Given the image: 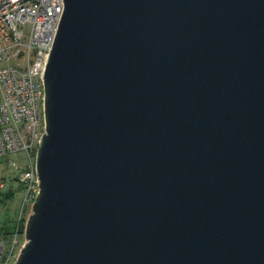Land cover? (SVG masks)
Masks as SVG:
<instances>
[{"label": "water", "instance_id": "water-1", "mask_svg": "<svg viewBox=\"0 0 264 264\" xmlns=\"http://www.w3.org/2000/svg\"><path fill=\"white\" fill-rule=\"evenodd\" d=\"M43 82L14 264H264V0H64Z\"/></svg>", "mask_w": 264, "mask_h": 264}, {"label": "built area", "instance_id": "built-area-1", "mask_svg": "<svg viewBox=\"0 0 264 264\" xmlns=\"http://www.w3.org/2000/svg\"><path fill=\"white\" fill-rule=\"evenodd\" d=\"M64 0H0V158L24 155L25 164L10 165L24 196L17 222L31 213L39 191L35 158L43 134V74ZM0 189L6 190L3 180ZM25 236L0 240V264H10ZM15 261L11 264H14Z\"/></svg>", "mask_w": 264, "mask_h": 264}, {"label": "rangeland", "instance_id": "rangeland-1", "mask_svg": "<svg viewBox=\"0 0 264 264\" xmlns=\"http://www.w3.org/2000/svg\"><path fill=\"white\" fill-rule=\"evenodd\" d=\"M12 162H15L17 165L25 164L24 155H9L0 158V181L3 180L6 185V190H0L1 192L9 193V191L12 189L14 192L13 196L4 198V203L1 201L2 199H0V226L2 227L7 225L11 226L18 220L22 199L24 196L23 190L19 187V183L15 179L16 175L14 174L17 173V170H14V168L10 165ZM28 215L25 217V223ZM15 258L16 256L13 258L11 263L15 261Z\"/></svg>", "mask_w": 264, "mask_h": 264}, {"label": "trees", "instance_id": "trees-1", "mask_svg": "<svg viewBox=\"0 0 264 264\" xmlns=\"http://www.w3.org/2000/svg\"><path fill=\"white\" fill-rule=\"evenodd\" d=\"M13 196V194L11 192H9V194H7V197H11ZM25 219L20 220L19 222H15L12 226L6 227L5 229H1L0 230V237L1 240L4 241H9L10 238L15 235L16 233L19 235H23L24 234V229H25Z\"/></svg>", "mask_w": 264, "mask_h": 264}, {"label": "crops", "instance_id": "crops-1", "mask_svg": "<svg viewBox=\"0 0 264 264\" xmlns=\"http://www.w3.org/2000/svg\"><path fill=\"white\" fill-rule=\"evenodd\" d=\"M1 177V176H0ZM9 192H11L12 194H14V192H13V190L11 189ZM0 196H1V198L0 199H2L1 201H3V203L5 202V200H4V198L5 197H7V194H9L8 192H1V190H0ZM5 193V194H4ZM12 226V225H11ZM6 227H9L8 225L7 226H5V227H2V226H0V230L1 229H5Z\"/></svg>", "mask_w": 264, "mask_h": 264}]
</instances>
